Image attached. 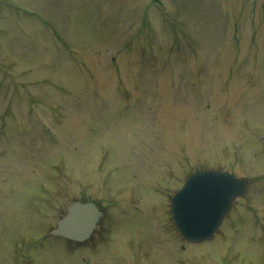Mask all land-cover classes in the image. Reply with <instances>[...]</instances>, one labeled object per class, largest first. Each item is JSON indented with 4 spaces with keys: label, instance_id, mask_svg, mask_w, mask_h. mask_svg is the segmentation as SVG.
<instances>
[{
    "label": "rangeland",
    "instance_id": "374dc122",
    "mask_svg": "<svg viewBox=\"0 0 264 264\" xmlns=\"http://www.w3.org/2000/svg\"><path fill=\"white\" fill-rule=\"evenodd\" d=\"M205 168L248 190L177 241ZM75 199L95 235L44 238ZM0 264H264V0H0Z\"/></svg>",
    "mask_w": 264,
    "mask_h": 264
},
{
    "label": "water",
    "instance_id": "95a60500",
    "mask_svg": "<svg viewBox=\"0 0 264 264\" xmlns=\"http://www.w3.org/2000/svg\"><path fill=\"white\" fill-rule=\"evenodd\" d=\"M246 185L247 180L226 171L207 169L191 174L171 199V214L181 234L190 241L210 238ZM100 215L94 202L76 200L51 233L84 240Z\"/></svg>",
    "mask_w": 264,
    "mask_h": 264
},
{
    "label": "flooded vegetation",
    "instance_id": "af4514ba",
    "mask_svg": "<svg viewBox=\"0 0 264 264\" xmlns=\"http://www.w3.org/2000/svg\"><path fill=\"white\" fill-rule=\"evenodd\" d=\"M114 215V214H113Z\"/></svg>",
    "mask_w": 264,
    "mask_h": 264
}]
</instances>
